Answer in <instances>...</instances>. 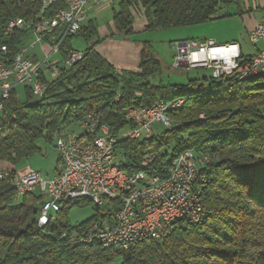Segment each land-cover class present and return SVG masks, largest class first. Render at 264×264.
I'll use <instances>...</instances> for the list:
<instances>
[{"label": "trees", "instance_id": "1", "mask_svg": "<svg viewBox=\"0 0 264 264\" xmlns=\"http://www.w3.org/2000/svg\"><path fill=\"white\" fill-rule=\"evenodd\" d=\"M233 2L120 0L113 31L105 38L202 26L221 18V11ZM40 9L39 0H0V47L8 48L9 59L27 32L5 37L3 29L12 19L35 20ZM141 21L142 30L136 32ZM78 37L93 43L83 51L81 62L60 69L54 80L45 77L42 97L21 88L23 100L15 90L5 103L0 114V163L16 167L40 153L39 142L52 143L64 129L96 114L100 125L120 139L116 150L128 175L144 172L164 178L171 162L187 151L211 157L201 187L207 216L197 225L178 222L165 240L145 242L132 251L86 246L72 243L69 236L100 216L97 207L82 204L97 212L86 222L72 226L70 210L65 209L40 229L41 197L26 194L17 202L15 190L0 180V264H264V78L238 82L210 76L184 85H156L150 79L161 74V64L150 43L140 44L137 71H118L96 51L103 40L93 21L69 39L65 49L71 50ZM177 101L184 103L168 113L171 129L150 139H128L135 129L126 118L130 110ZM149 153L157 155L151 163Z\"/></svg>", "mask_w": 264, "mask_h": 264}, {"label": "built area", "instance_id": "2", "mask_svg": "<svg viewBox=\"0 0 264 264\" xmlns=\"http://www.w3.org/2000/svg\"><path fill=\"white\" fill-rule=\"evenodd\" d=\"M17 1L24 3L30 0ZM39 1L41 9L35 20L12 19V27L3 29L5 37H11L17 31L27 32V37L11 59L8 58V48L0 47V114L15 90L29 88L35 97L40 98L46 91L45 77L54 80L60 69L81 62L84 53L73 48L66 50L65 43L76 37L90 21L88 14L93 9L117 0H70V10L62 19L48 15L57 0ZM249 39L254 46L262 45L251 57H244L237 44L217 46L213 41L177 43L173 69H205L213 79L264 70V16L250 32ZM30 41L32 43L26 47ZM36 45L46 51L43 62L37 60L33 51ZM55 56H60L61 60L52 62ZM183 103H159L145 111L130 110L126 118L135 125V129L128 139L141 140L154 135L156 125L170 129L173 122L169 117L161 118L162 107H181ZM98 119V115L90 114L75 126L80 131L67 129L54 138L59 160L53 179H43L39 173L31 171L23 175L0 174V180H5L15 190L17 200L26 195V190H34V194L41 197L37 215L39 228L53 219L60 207L59 199H67V194L75 193L93 194L94 207L98 195H105V206L97 209L100 216L84 228L71 232L70 241L77 244L100 238L99 246L105 248L114 239L126 237L122 250L132 251L145 242H161L168 238L180 217H188L189 223L193 224L197 217L207 214L204 209H194L195 190H189V181L193 180L194 174L204 176V169L210 162L192 151L180 162L172 161L164 178L144 172L128 175L116 150L118 138L112 137L108 128L102 132L101 138L93 137V126ZM89 139L97 140V148H90ZM156 157V154L149 153L148 162ZM67 210H71L70 207Z\"/></svg>", "mask_w": 264, "mask_h": 264}, {"label": "rangeland", "instance_id": "3", "mask_svg": "<svg viewBox=\"0 0 264 264\" xmlns=\"http://www.w3.org/2000/svg\"><path fill=\"white\" fill-rule=\"evenodd\" d=\"M119 2L120 0H117L113 3L105 4L93 9L88 14V19L96 24L99 38L103 40L99 46L106 45L107 47L108 42H106V40L110 41L111 44L118 45L119 47H114L113 51L109 52L110 54H108V56L111 60L119 61L124 58L128 60L124 44L130 43L135 46L141 43H150L155 57L161 64V74L150 79L151 83L156 85L159 83L163 85H184L189 80L210 77V72L205 69L190 71L173 69L174 57L177 54L175 47L177 43L186 41H213L217 46L237 44L240 46L244 57H251L257 53V50L262 48L261 44L252 45L249 35L256 21L264 15V0H234L233 3L229 4L221 11L219 15L221 18L198 27L166 29L156 32L141 33L128 39L119 37L105 39V37H109L113 31V13L114 11H118ZM223 15L228 17L223 18ZM31 43L32 41L27 42L25 44L26 47ZM92 44L93 43L87 44L81 37L75 38L71 42L72 48L78 52L85 51L87 47ZM33 51L36 54L37 60L43 62L46 51L42 50V47L39 45H36ZM60 60V56L52 58V62ZM47 73L46 75H48ZM18 92L20 99L23 100L24 97L21 88L18 89ZM72 130L80 131V129L76 127L69 129V131ZM164 130L165 129L160 125H156L153 128L154 133H161ZM63 131L68 130L64 129ZM38 147L40 153L18 164L16 166V171L20 174L30 171L36 172L39 173L43 179H53L56 175L59 160L55 150V140L52 143L41 141L38 143ZM17 202H20V199H18ZM95 215H97V212L94 207L87 204L73 207L69 211L68 219L70 224L74 226L92 219Z\"/></svg>", "mask_w": 264, "mask_h": 264}, {"label": "bare ground", "instance_id": "4", "mask_svg": "<svg viewBox=\"0 0 264 264\" xmlns=\"http://www.w3.org/2000/svg\"><path fill=\"white\" fill-rule=\"evenodd\" d=\"M62 7L60 10H57L54 14L50 16V18H55V19H62V17H65V15L68 14V11L70 10V0H57L56 6L50 7V11L54 8ZM7 27H12V20L9 22ZM259 78H264V70H257L251 73H242L238 77H217L216 81L222 80V79H235L238 82H243L247 80H252V79H259ZM177 102H184V101H177ZM180 106H175V105H165L162 107L161 111V118H168V113L170 111L179 109ZM145 109L148 108H143L139 110L134 111H145ZM172 127H170L171 129ZM107 129L106 126H101L99 119L97 123L93 126V137L94 138H101L102 137V132H104ZM153 135H150L146 139L152 138ZM118 138V142H119ZM89 146L90 148H97V140L96 139H89ZM192 154V151H187L184 154L180 155L176 159L173 160V162H180V160H183L184 157H187L188 155ZM200 158L204 159L206 162H211V158L207 155L203 154H198ZM153 161H149L148 163H151ZM206 184V180L204 182V176L203 174H194L193 180L189 181V190H195V200H194V209H203L202 204H201V187L202 185L204 186ZM34 193V190H26V194H31ZM90 203L93 205V194L89 193H75V194H67V199H59V208L57 209V213L61 212L62 210H67V207H70L72 209L75 206L82 205L84 203ZM102 206H105V195H98L97 202H95V207L97 209H102ZM207 214L202 215L197 217V222H194L193 225H197L201 222H203L206 218ZM52 219H49L48 222H44L42 225V228H45ZM178 222H186L189 223L188 217H180L178 220H176V223ZM81 244L86 245V246H93V245H100V238H91L88 241H81ZM123 245H126V237H119L118 239H114L113 243H107L105 245V248H110V247H119L122 248Z\"/></svg>", "mask_w": 264, "mask_h": 264}, {"label": "crops", "instance_id": "5", "mask_svg": "<svg viewBox=\"0 0 264 264\" xmlns=\"http://www.w3.org/2000/svg\"><path fill=\"white\" fill-rule=\"evenodd\" d=\"M263 16H261V17H263ZM261 17L256 21V24L254 25L253 29L256 27V25L260 21ZM142 27H143V23L141 21V22H139L136 25V32H140L142 30ZM106 42H108L107 43V47H106V45L105 46L101 45V46L96 48V51L105 60H107L110 64H112L118 71H122V70L132 71V72L137 71L138 62H139L140 45H135L134 46L133 44H130V43L129 44H124L128 60H125L126 58H124V59H120L119 61H117V60L114 61V60H111V58H109L108 54H110L109 52L113 51L114 47L118 48L119 46L116 45V44H111L110 41H107V40H106ZM0 169L3 172H12V171H14L16 174H19V175L25 174V173H22V174L17 173L16 167H12V166L5 165V164H2V163H0Z\"/></svg>", "mask_w": 264, "mask_h": 264}]
</instances>
